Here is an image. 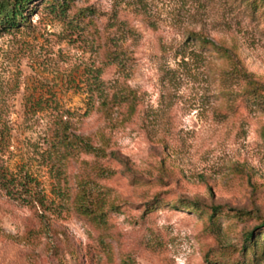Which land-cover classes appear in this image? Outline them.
<instances>
[{"label":"rangeland","instance_id":"1","mask_svg":"<svg viewBox=\"0 0 264 264\" xmlns=\"http://www.w3.org/2000/svg\"><path fill=\"white\" fill-rule=\"evenodd\" d=\"M47 1L0 34L2 160L46 204L0 194V264H264V94L194 37L264 84V2L70 0L59 17ZM97 71L128 97L111 118L88 104ZM54 100L103 150L68 162L60 194L41 156Z\"/></svg>","mask_w":264,"mask_h":264},{"label":"trees","instance_id":"2","mask_svg":"<svg viewBox=\"0 0 264 264\" xmlns=\"http://www.w3.org/2000/svg\"><path fill=\"white\" fill-rule=\"evenodd\" d=\"M35 0H0V34L9 32L11 29L18 30L21 25H26L29 6ZM70 0H48L45 9L54 16L63 17L69 6ZM257 0H252L251 5H256ZM264 2V0H261ZM197 42L204 47H210L216 51L217 54L224 57L233 71L243 77L246 83V92L252 96L258 95L261 97L264 94V84L256 81L252 74L247 73L240 64L236 54L231 48L217 45L214 42H210L200 36H194ZM99 71L93 72L88 80V104L91 107L98 104V109L103 111L105 117H110V109L120 107L128 97L115 96L107 97L100 89L99 83ZM54 106H51L52 117L44 134L45 149L42 152V159L49 171L53 174L54 182L58 187V194L62 193L60 190V180L63 178L65 166L71 160H77L81 155H93L98 157L103 155L101 147H96L88 137H82L75 133V128L71 121L72 114L61 107H59L56 100L53 102ZM2 126V125H1ZM0 126V194L10 201H15L18 204L29 208H35L39 206L45 210L46 204L44 196L38 191V184L36 180L25 170L20 168L19 171L14 172L9 169L1 156V144L4 140V134L7 128ZM101 139H103L101 137ZM264 140V132L262 135ZM113 157L115 155L111 153ZM33 184V185H32ZM84 196V194L82 195ZM89 207L79 205L77 209L82 215L92 214L89 211ZM211 216L214 217L221 209L214 207L211 209ZM234 212H238L233 210ZM240 214H246L245 211H240ZM260 228H264V222ZM256 241L253 236L248 234L245 238V243L242 247L243 252H247L252 248H256Z\"/></svg>","mask_w":264,"mask_h":264}]
</instances>
